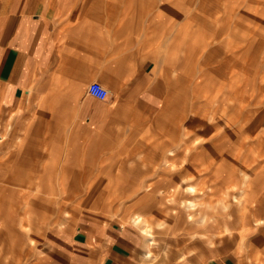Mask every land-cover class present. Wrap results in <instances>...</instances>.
<instances>
[{"label":"rangeland","instance_id":"rangeland-1","mask_svg":"<svg viewBox=\"0 0 264 264\" xmlns=\"http://www.w3.org/2000/svg\"><path fill=\"white\" fill-rule=\"evenodd\" d=\"M85 4L94 11V20L103 23L97 28L105 31L104 48L126 60L134 53L138 66L133 73L147 61L146 67L163 78L164 102L154 113L134 107L121 120L104 117L105 127L91 128L92 122L76 108L67 109L62 119L59 109L46 108L43 95L27 100L23 116L10 117L0 130V203L6 201L0 211V264H44L37 257L49 235L94 225L136 231L148 248L152 245L148 264H183L188 252L230 253L240 264H264V0ZM99 82L110 88L109 97L98 100L107 106L99 112L108 114L119 93ZM79 95L87 96L86 86ZM36 126L53 133H41L37 144ZM56 129L82 133L77 139ZM25 161L36 162L27 168L37 179L24 181L28 173L18 172ZM203 161L213 163L208 174H199ZM14 170L15 180L22 181L11 182ZM164 172L170 179L166 188L178 190L171 206L165 207L157 191L150 198L152 209L131 208L143 194L142 186ZM58 180L62 197H69L66 202L57 191ZM44 184L56 190L44 205L65 203L58 212L54 208L40 214ZM186 186L204 190L213 203L202 206L209 213L208 224L219 217L207 232L200 221L204 214L182 204L187 199L203 203V195L186 191ZM182 189L188 196L183 198ZM32 194L38 196L32 205L40 207L28 214L33 223L26 232L29 206L20 207L19 197L30 201ZM133 216L143 221L134 223ZM206 236L211 243L204 242Z\"/></svg>","mask_w":264,"mask_h":264},{"label":"crops","instance_id":"crops-1","mask_svg":"<svg viewBox=\"0 0 264 264\" xmlns=\"http://www.w3.org/2000/svg\"><path fill=\"white\" fill-rule=\"evenodd\" d=\"M85 1L0 0V130L10 117H15L17 113L20 115L19 112L23 116L27 100H34L40 95L44 96L46 108L59 109L62 119V113L67 109H78L89 119L87 123L92 122L91 128L105 127L104 117L121 120L134 107L154 113L164 102L166 83L163 78L157 76L152 68L146 67L147 61L133 73L138 66L134 53L129 54L132 56L126 60L123 55L117 56L104 48L102 38L105 37V31L97 28L103 23L94 20V11ZM98 80L115 87L119 93L116 105L109 107L108 114L99 112L101 107H107L100 104L99 101L103 100L98 101L88 94L79 95L85 86L87 89L90 82H99ZM111 103L113 106L115 102L111 100ZM33 132V141L37 144L42 141L39 136L41 133H53L51 130L43 131L39 126ZM65 132L60 129L55 131L62 134ZM66 133H74L78 139V133L82 132L68 130ZM2 140L0 136V152L4 149ZM32 164L36 162L25 161L19 165L18 172L28 173L27 180L24 181L37 179L36 173L29 172L27 168ZM49 164L51 167L54 165ZM12 172L15 173L16 170L11 171V182L22 181L15 180L16 176ZM129 176V182L132 183L134 178L131 172ZM60 181L62 180H58L57 191L61 192L60 196L66 202L69 197H62ZM7 191L13 195L12 190ZM55 191L53 186L47 184L41 187L42 194L39 197L44 199L40 202L45 208H42L40 214L52 213L54 208H57V212L61 209L63 203L59 207L50 202L44 205L47 199L53 198ZM37 198L35 194H32L30 201L19 197V203L22 201L20 207L29 206L24 212L25 219L38 207L32 205ZM1 203L0 211L6 204L5 199ZM135 217L137 216L131 218L134 223ZM26 220V232H29L33 217L29 216ZM202 229L206 231L204 227ZM59 231L42 242L44 249L37 257L41 263L148 264L153 255L152 245L148 248L145 238L129 228L94 225L77 229L71 234H61ZM143 233L151 240L147 233ZM30 241L34 242L32 239ZM184 255L186 257L183 264H240L235 255L230 253L201 255L188 252Z\"/></svg>","mask_w":264,"mask_h":264},{"label":"bare ground","instance_id":"bare-ground-1","mask_svg":"<svg viewBox=\"0 0 264 264\" xmlns=\"http://www.w3.org/2000/svg\"><path fill=\"white\" fill-rule=\"evenodd\" d=\"M141 51V50H140ZM172 60V59H171ZM204 136H205V134H204ZM196 139V138H195ZM206 145V144H205ZM197 146V145H196ZM196 146H190V150L191 149H193V148H197ZM209 146V145H208ZM202 148V147H201ZM165 151V150H164ZM186 151V150H185ZM189 151V150H188ZM164 153V152H163ZM166 153V152H165ZM167 156V155H166ZM187 156V155H186ZM188 157V156H187ZM210 161H214V158L212 159V160H210ZM204 163H205V167H201V169H199L200 170V173L199 174H203V173H205V174H208V173H210L211 172V170H209V168H210V166L212 167L213 166V163L212 162H208V161H203V163H202V165H204ZM197 167V166H196ZM151 168V167H150ZM179 170H181L180 168H178ZM197 169H198V167H197ZM155 170L156 171H161L159 168H155ZM142 171V173L143 174H147V170H146V168H144V169H142L141 170ZM190 173V172H189ZM158 175V174H157ZM166 177H165V172L160 176V177H157L156 178V180L155 181H153V182H149V183H147V184H145L144 186H142V191H143V195L142 196H138L136 199H134V201H132V205L131 206H133V207H136V208H140V209H144V210H150V209H152V201H150V198H152V194L153 193H157V191H159V193L161 194L162 193V199H165V200H163L164 202H163V204L165 205V207H170L171 206V202L175 199V197H176V195H178V190H176L175 188L177 187L176 185V187L175 188H171V187H167L166 188V186H165V184L167 185V183L168 182H170L168 179H165ZM147 179H148V177H147ZM176 182V181H175ZM70 183V182H69ZM207 184V183H206ZM173 186V185H172ZM179 186V185H178ZM205 186V185H204ZM174 187V186H173ZM182 187V186H181ZM211 187V186H210ZM77 188V186H75L74 187V189L73 190H75ZM140 188V187H139ZM79 189V188H78ZM168 189V190H167ZM185 190L186 191H188V192H193V194L195 193V192H200L202 195H203V203H201V202H198V203H196L195 202V200H192V199H187V200H184V203H182L183 205H184V207L185 208H187V209H193L194 211H198L199 213H201V214H204V215H202V217L200 218L201 220L200 221H202L203 223H204V225H202V226H204V228L205 229H207V228H210L211 226H213V225H217V224H219V217H217L216 216V218L213 220V221H211V222H209V224H208V222H207V220L208 219H210L209 218V216H207V214L209 215V213H207L208 211L207 210H205L204 211V207H205V202L207 201V205H206V207H211L212 205H213V203H212V201L209 199V197L208 196H205L204 194H205V191L204 190H201V189H199V190H196V189H193V188H191V187H185ZM138 191V190H137ZM171 191V192H170ZM186 191H184L183 189L181 190V194L183 195V198L187 195L188 196V194H187V192ZM169 192L171 193V194H169ZM179 192H180V190H179ZM136 193V192H135ZM168 195H167V194ZM185 194V195H184ZM213 194V193H212ZM175 201V200H174ZM202 206H204V207H202ZM157 209V208H156ZM206 209V208H205ZM157 210H159V209H157ZM203 210V211H202ZM204 212V213H203ZM221 212L222 211H220L219 213H218V216H219V214H221ZM246 213V212H245ZM161 214H163V215H166L167 217H170V215H168V214H166V213H164V211H161ZM172 216H174V215H172ZM190 216H192V214H190ZM136 218V223L138 224V223H140V222H142L143 221V219H141L139 216H137V217H135ZM145 220V219H144ZM173 221H174V219H173ZM178 222L179 221H181V217L179 216V218H178V220H177ZM195 221V220H194ZM175 222V221H174ZM201 222V223H202ZM147 234H148V237H150L151 238V236H150V234H149V232L147 231ZM207 237V236H206ZM211 241H212V239H210V237H207L206 238V240H205V242H207V243H211Z\"/></svg>","mask_w":264,"mask_h":264},{"label":"built area","instance_id":"built-area-1","mask_svg":"<svg viewBox=\"0 0 264 264\" xmlns=\"http://www.w3.org/2000/svg\"><path fill=\"white\" fill-rule=\"evenodd\" d=\"M86 92L89 96L97 100H105L108 96V90L97 81H92L88 84Z\"/></svg>","mask_w":264,"mask_h":264}]
</instances>
